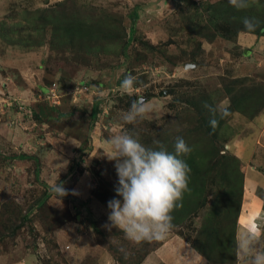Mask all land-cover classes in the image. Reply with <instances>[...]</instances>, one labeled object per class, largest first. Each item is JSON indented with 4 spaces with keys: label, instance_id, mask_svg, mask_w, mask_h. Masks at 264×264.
Returning a JSON list of instances; mask_svg holds the SVG:
<instances>
[{
    "label": "rangeland",
    "instance_id": "374dc122",
    "mask_svg": "<svg viewBox=\"0 0 264 264\" xmlns=\"http://www.w3.org/2000/svg\"><path fill=\"white\" fill-rule=\"evenodd\" d=\"M22 1L24 8L2 0L0 23L2 28L5 27L3 32L6 35L7 28L13 29L9 32V39H23L30 47L36 34L22 28V32L12 34L14 29L19 28L14 27V24L20 22L22 10L45 7L31 4V0ZM78 3L82 7H90L95 13L104 11L102 14L121 15L126 32L131 25L135 28L137 51L129 48V58L126 60L112 54L101 55L100 58L92 55L86 58L85 63L83 57H77L70 51H51L47 43L41 47L21 49L0 36V77L3 80L7 75L10 83L8 90L1 89L0 84V106L5 105L9 97L6 106L11 110L6 109L9 110L6 113H10L11 119L7 121L20 122L25 128L21 129L16 123L0 128V203L11 200L26 209L38 196L49 193L50 186L58 182L70 194L57 197L54 193L47 200L49 207L69 212L70 219L62 215L68 224L64 222L59 228L48 231L53 218L49 219L44 210H39L36 219L15 240L8 237L1 240L0 264H122L128 258L132 264H143L146 258H149L148 264H211L193 249V243L196 242V234L202 231L200 226L204 212L212 206V199L218 189L215 186L206 190V207L197 211V215L186 220L181 227H174L163 240L135 243L128 240L122 230L108 227V201L122 198L116 196L118 176L115 161L107 158L112 154L107 141L121 131L138 134L140 139L143 133L153 131L146 127L147 122L157 128L163 125L162 128L166 127L170 133H174L177 130L176 113L180 106L174 103L175 97L169 93L171 90L180 89L194 95L196 91L204 89L212 96L215 107L221 110L228 108L230 100L223 94L222 79L249 75L255 77L257 83L264 81V35L255 36L241 31L236 36L237 43L221 37L208 43L196 34L191 35L185 25L186 18H193L199 23L206 22V13L199 12L196 15L197 12L183 0H78ZM203 32L208 30L204 29ZM45 36L49 38L50 32L47 31ZM247 37L254 43L244 40ZM140 40L155 47L152 54L143 50L144 47L138 43ZM240 42L252 45L239 46ZM17 43L20 45L21 42L16 41L14 44ZM243 54H246V59L242 57ZM250 62L261 66H251L246 72L238 71L241 68L239 64ZM129 73L139 81L136 95L157 105L150 118L138 121L135 125L121 120V114L129 109L136 98V95L122 94L119 89L120 82ZM82 86L86 87V94ZM216 93L223 95L217 97ZM95 100L99 101L98 115L91 124L89 119ZM19 107L22 108L18 111L19 118H14L13 114L15 111L17 113ZM263 110L256 116L258 119L254 117L248 120L237 112L229 115L225 120L222 139L219 140L226 153L240 160L243 184L244 176L252 174L251 169L254 174L258 172L264 177V137L262 139L260 136L261 132L264 133L261 123ZM35 115L38 118L35 119ZM246 120H253V123L256 120L259 124L251 125ZM34 122L36 127L32 126ZM42 123L43 126L39 125ZM48 131L49 137H44L48 139L42 140L40 148L45 152H55L56 147H59L70 158L74 154L71 160H55L57 154L53 155V152L50 158L47 156L45 161L42 160V164L39 159L38 165L34 161H20L14 157L19 155V151L21 154L30 150L27 146L31 142L27 144L22 141L23 138L29 139L27 137L32 133L37 136ZM13 134L15 137H12ZM66 139L70 144L68 148H65L67 144L63 146L62 143ZM79 148L85 151L79 153ZM31 152H36V149ZM44 154L41 153L42 156ZM37 166L40 172L44 167L48 169L51 166L54 171L48 176L45 170L43 178H40L42 181H37L34 177ZM84 190L88 191L86 195L90 199L82 206L76 203L73 207H78L73 208L72 198L77 197V191L82 196L83 192L86 193ZM104 190L107 194L99 197L101 192L105 193ZM243 190L234 227L235 238L246 231H255L259 235L264 230V222H253L255 217L251 209H256L258 202L250 200L253 198L251 195L256 197L260 207L259 216H264V186L261 185L252 194L248 190L245 198ZM72 192L76 194L72 195ZM245 203H249L250 208L246 209ZM33 214L32 211L30 216ZM220 227L223 228L224 224ZM3 233L0 230V235Z\"/></svg>",
    "mask_w": 264,
    "mask_h": 264
},
{
    "label": "trees",
    "instance_id": "16d2710c",
    "mask_svg": "<svg viewBox=\"0 0 264 264\" xmlns=\"http://www.w3.org/2000/svg\"><path fill=\"white\" fill-rule=\"evenodd\" d=\"M183 1L197 12L196 15L199 12L206 13V22L199 23L193 18H186L185 25L191 35L196 34L208 43L217 37L235 42L237 34L241 31L255 36L264 35V0H256L250 8L245 10L233 8L229 4V0ZM91 10L90 7H82L78 0H63L52 6L35 10L24 9L21 11L20 22L14 24V27L19 28L18 30L14 29L12 34L22 32L21 28L26 32H33L36 37L33 44L30 45L31 48L41 47L47 43L51 51L56 53L70 51L77 57H83V61L92 55L100 58L101 55L108 54L126 60L129 58V48L137 51L135 43L138 38H136L133 25L126 32L121 15L102 14L104 11L95 13ZM244 17H255L260 21L255 32L250 33L244 29L242 23ZM132 18L134 19L133 14ZM4 29L5 27L2 28L0 23V36L9 44L19 45V43L14 44L17 41L21 42L24 49L29 46L23 39L14 41L9 39V32H12L13 29L7 28L8 35L3 32ZM204 29H207L208 32H203ZM47 31L50 32L49 38L45 36ZM138 43L144 47L143 50L153 53L154 46L141 40ZM178 90L180 89L169 92L175 97L174 103L180 106L175 120L177 130L170 133L166 127L162 128L163 125L157 128L154 127V124L147 122L146 127L153 131L143 133L140 140L145 146L151 148H157L154 142L158 140L168 151L172 152L176 138L183 137L192 148V152L184 157L191 167L190 191L184 194L181 206L173 211V224L175 227H181L186 220L194 218L197 211L206 207V190L210 186H215L218 188L217 192L212 199V206L202 216L200 226L202 231L196 234L193 249L211 264H235L234 227L242 202L243 176L240 171V160L236 156L226 153L219 140L222 139L224 128H226L225 120L229 115L237 112L251 120L264 109V81L257 83L256 78L249 75L222 79V91L229 98L230 106L226 108L228 115L224 118H221L219 114L215 116L218 124L214 130L210 124V120L213 118L212 114L204 107L205 103L215 107L212 96L204 89L200 90L201 92L196 91L194 95H189L184 90ZM223 94L216 93L217 97ZM98 105L99 101L95 100L89 119L91 124L96 121ZM60 115L63 117L62 114ZM36 118L38 116L35 115ZM37 121L40 123V120L37 119ZM167 123L171 124L173 121H167ZM83 151L85 150L82 148L78 150L79 153ZM14 157L20 161H34L36 165L39 163V158L36 155L19 153ZM39 169L40 167L37 166L34 170V177L37 181H39ZM45 193L34 199L26 209L15 205L11 200L0 203V230L4 232L3 235H0V243L4 237L15 240L21 235V231L36 219L39 210H44L49 219L53 218L48 231L59 228L64 222V224L68 223L62 218V215L65 214V217L70 219L69 212L57 211L49 207L47 200L54 193L52 191ZM106 194V192H101V195L98 196L103 197ZM32 211L34 214L30 216ZM59 217L62 221L56 219ZM223 224L224 227H220ZM36 235L38 236V233ZM128 259L121 263L132 264Z\"/></svg>",
    "mask_w": 264,
    "mask_h": 264
},
{
    "label": "clouds",
    "instance_id": "9594fccd",
    "mask_svg": "<svg viewBox=\"0 0 264 264\" xmlns=\"http://www.w3.org/2000/svg\"><path fill=\"white\" fill-rule=\"evenodd\" d=\"M256 0H229L237 10L250 8ZM247 32H255L260 21L255 17L242 19ZM139 81L131 73L125 75L119 84L122 94L136 95ZM204 107L212 114L210 124L213 130L218 124L215 116L228 115L227 109H219L207 103ZM157 105L143 96L136 95L129 109L121 114L126 124L135 125L138 121L150 118ZM112 154L107 156L115 161L118 186L116 196L108 201L110 214L108 227L120 229L126 238L135 243L159 241L168 237L173 224V211L181 206L184 194L190 191L191 167L184 157L192 148L183 137H177L174 151L170 152L155 141L157 148L146 147L138 134L121 131L107 141ZM50 189L57 197L68 195L61 182L53 183ZM235 264H264V230L258 235L246 231L234 239Z\"/></svg>",
    "mask_w": 264,
    "mask_h": 264
},
{
    "label": "crops",
    "instance_id": "0c3cea01",
    "mask_svg": "<svg viewBox=\"0 0 264 264\" xmlns=\"http://www.w3.org/2000/svg\"><path fill=\"white\" fill-rule=\"evenodd\" d=\"M2 0H0V2H1ZM12 1V2H11ZM60 1H63V0H31L30 2H31V4H36V5H39V7H48V6H50V5H53L54 3H57V2H60ZM14 3L15 5H17L16 7H18V6H20L21 8H24V5H23V1L22 0H4V3ZM244 40H247V41H251V43H254L253 42V40H251V39H249L248 37L247 38H245ZM244 46V47H248L249 45H252V44H242L241 42H240V45L239 46ZM14 46H19V47H21V49H23L22 48V45L20 44V45H14ZM10 47H12V46H10ZM19 47L17 48V49H19ZM14 48H16V47H14ZM247 55H248V52L246 53ZM246 54H243V55H245V56H243L242 55V57H246ZM25 55H27V54H25ZM246 59V58H245ZM251 60V59H250ZM256 60V62H257V59H255ZM252 62V61H251ZM248 63V64H244V63H242V64H239L240 66H241V68H239V70L238 71H240V73L241 72H246V69L248 70L251 66L252 67H254L255 65V67H259V66H261V64H259V63ZM38 65V64H37ZM262 65H264V61H263V64ZM0 70H1V68H0ZM1 74V73H0ZM241 75V74H240ZM242 76V75H241ZM244 76V75H243ZM1 78L2 77H0V84H1V89H5V90H8V87H9V79H8V77H7V75H5V77H4V79L3 80H1ZM8 80V81H7ZM27 91H28V89H26ZM46 92V91H45ZM2 95L4 96V94L2 93ZM15 97H17V95H14ZM18 96H20V95H18ZM9 97H7V100L5 101V105H3L2 104V106H0V128H1V126H3V125H7L8 126V124H10L11 126L13 125V124H15V123H13L12 122V120L11 121H7V120H10L11 119V116H10V113H6V111H9V110H11V108L9 109V108H7V106H6V103L9 101V99H8ZM13 98V97H12ZM6 109H9V110H6ZM264 111V110H263ZM13 115H15V117L14 118H19V115L16 113V111H15V114H13ZM17 115V116H16ZM237 115V114H236ZM261 115H259V117H260ZM244 119V118H243ZM254 119H258L257 117H255ZM260 119V118H259ZM253 121V120H252ZM252 121H247L246 120V122H249L251 125H253V124H259V123H257L256 122V120L254 121V123L252 122ZM18 122H19V120H18ZM261 123L264 125V117H262L261 118ZM17 125H19V126H21V129H25L24 128V125L23 124H21L20 122H19V124L18 123H16ZM39 125H42L43 126V123L42 124H39ZM32 126L33 127H36L37 125H36V123L34 122L33 124H32ZM39 130H41L40 128H39ZM261 130V129H260ZM259 130V131H260ZM49 134H50V131H48V133H42V134H38L37 136H35V134H30V135H28L29 137H27V138H29V139H26V138H23V140L22 141H26L27 142V144H28V142L30 141L31 142V144H28V149H30L29 150V152H22V153H25V154H28V155H36L39 159H40V161H41V164H42V160H44L45 161V158L48 156V158H50V156L52 155L51 154V152H53V155H55V154H57V158L55 157V160H58V161H63L64 159H69V160H71L72 158H73V153H72V155H71V158H70V156L69 155H66L65 154V152H63L62 151V149H60L59 147H56V150H55V152H54V150L52 151V150H49L48 152H45V151H43L41 148H40V146H41V144H42V140H44V139H48V138H44V137H49ZM233 134H234V132H233ZM6 137H7V134H4ZM260 136H261V138L263 139V137H264V133L262 134V132H261V134H260ZM12 137H15L14 136V134H13V136ZM31 137V138H30ZM69 138V137H68ZM67 138V139H68ZM6 139V138H5ZM11 139V137L9 138V140ZM67 139L65 140V141H62V143H63V146L64 145H66L67 144V147H65V148H68L69 146H70V144H69V142L67 141ZM77 141H79V140H77ZM80 143V142H79ZM79 145V144H78ZM62 146V147H63ZM20 147H21V145H20ZM33 149H36V152H31V150H33ZM72 150V149H71ZM79 150V149H78ZM238 150V149H237ZM236 150V151H237ZM241 151H242V149H240ZM21 151H19L18 153H20ZM73 152V151H72ZM75 152H77V151H74V153ZM17 153V154H18ZM41 153H45L43 156L41 155ZM244 153V152H243ZM76 155H78V153H75ZM62 155H65V156H62ZM53 157V156H52ZM83 159H84V157H83ZM45 170H46V174L49 176V174L50 173H52L53 171H54V168L51 166L50 168H43L42 170H41V172H40V170H39V179L41 178H43V174L45 173ZM250 173H252L251 175H249V176H244V184H243V188H244V198H245V194L247 193L248 194V190H250V192H251V194H252V192H254L258 187H260L261 185L262 186H264V177L263 176H260V174L257 172L256 174H258V175H256V174H254V170H250ZM40 174H41V176H40ZM40 179V180H41ZM42 181V180H41ZM84 191H86V193H82L81 195L82 196H80L79 195V191H77L76 193L78 194V195H75L76 193H74V192H72V195H75V196H77V197H74V198H72V200H71V202H73L72 203V207H73V205H75L76 203L78 204V202H79V205L78 206H82L83 205V203H85V201L86 200H88V199H90L86 194L88 193V191L87 190H84ZM250 192H249V194H250ZM255 193V192H254ZM253 198L251 199L250 198V200L251 201H254V202H258L259 203V201L256 199V197L254 196V195H251ZM250 197V196H249ZM249 197H248V199H249ZM256 204L255 205V208L256 209H254L253 207H252V209H251V212H253V217H255L254 218V224H261V223H263L264 222V216H259L260 215V211H259V209H260V207H259V204ZM247 205V206H246ZM78 206H74L73 208H77ZM245 206H246V209H248V208H250V206H249V203H245ZM262 209V208H261ZM264 209V208H263ZM262 211V210H261ZM264 211V210H263ZM75 213V212H74ZM74 215V214H73ZM68 224V223H67ZM147 261L149 262V258H146L145 260H144V262H143V264H148L147 263ZM140 264H142V263H140Z\"/></svg>",
    "mask_w": 264,
    "mask_h": 264
},
{
    "label": "built area",
    "instance_id": "2783aa9c",
    "mask_svg": "<svg viewBox=\"0 0 264 264\" xmlns=\"http://www.w3.org/2000/svg\"><path fill=\"white\" fill-rule=\"evenodd\" d=\"M82 90H83L84 93L86 94V92H87L86 87L82 86ZM57 102H58V99H57ZM21 110H22V108L19 107V108L17 109V114H19L20 112H18V111H21Z\"/></svg>",
    "mask_w": 264,
    "mask_h": 264
}]
</instances>
